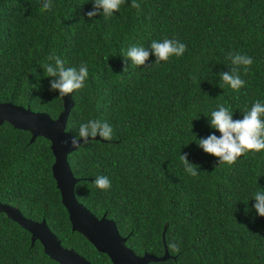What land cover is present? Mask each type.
Returning <instances> with one entry per match:
<instances>
[{
  "label": "trees",
  "instance_id": "obj_1",
  "mask_svg": "<svg viewBox=\"0 0 264 264\" xmlns=\"http://www.w3.org/2000/svg\"><path fill=\"white\" fill-rule=\"evenodd\" d=\"M0 0V102H12L57 118L63 97L41 66L55 55L65 66L89 69L84 89L72 94L66 131L73 136L90 119L107 122L112 141L80 143L68 155L79 178L76 195L95 215L114 219L138 255L170 257L150 264H264V216L253 207L264 192V151L233 165L219 164L198 145L220 133L210 115L220 105L234 119L256 100L264 103V0H132L105 19L88 17L93 0ZM176 39L183 56L137 67L124 54L153 40ZM237 53L253 59L247 73L232 64ZM231 54V55H230ZM108 57V59H105ZM239 67L246 84L237 92L220 73ZM0 122V202L47 220L62 245L94 264H112L74 231L53 175L51 141ZM187 153L198 175L179 157ZM107 176L112 187L93 181ZM176 243L180 252L169 244ZM0 264H60L32 241L30 231L0 212Z\"/></svg>",
  "mask_w": 264,
  "mask_h": 264
},
{
  "label": "clouds",
  "instance_id": "obj_2",
  "mask_svg": "<svg viewBox=\"0 0 264 264\" xmlns=\"http://www.w3.org/2000/svg\"><path fill=\"white\" fill-rule=\"evenodd\" d=\"M126 2L127 0H93L94 8L87 12V16L91 18L102 12L103 17L109 19L120 12L122 5ZM52 7L51 0H45L42 5L43 10L46 11H51ZM131 7L139 10L140 4L137 3V0H132ZM186 50V44L176 39L165 38L162 41L153 40L148 48L133 45L124 55L131 58L132 64L137 67H150L151 64H148V61L153 54L156 57L155 63L160 64L171 61L173 57L183 56ZM47 60L54 61V64L44 63L41 65L46 77L55 78L50 82L51 90H58L60 97H66L84 89L89 77L86 63L82 62L79 68L66 67L60 57L51 54ZM231 61L235 66L243 65L245 73L253 63L251 57L239 53L231 56ZM239 71V67H232L230 72L220 73L223 84L229 85L237 92L246 84V81L241 79ZM210 124L220 135L212 133L207 138H199L197 143L204 152L219 158V164L233 165L242 156L247 157L249 153L254 155L264 151V103L260 100H256L250 109H245L242 119H234L230 108L222 104L218 110L211 112ZM98 135L101 140L112 141L114 139L113 128L107 122L90 119L80 125L78 133L71 139V144L74 146L80 144V138H83V143L87 144L90 141L89 137L91 140H96ZM179 159L188 174L193 177L198 175V166L189 161L187 153L181 154ZM93 183L103 191H108L112 187L111 180L103 175L97 176ZM254 198L256 203L253 207L259 216H264V192H256ZM169 247L173 252H180V246L176 243L170 242Z\"/></svg>",
  "mask_w": 264,
  "mask_h": 264
},
{
  "label": "water",
  "instance_id": "obj_3",
  "mask_svg": "<svg viewBox=\"0 0 264 264\" xmlns=\"http://www.w3.org/2000/svg\"><path fill=\"white\" fill-rule=\"evenodd\" d=\"M63 100L64 109L57 118H52L47 112L33 111L30 107L0 102V122L7 121L15 128L30 131L31 141L38 136H44L51 141L55 155L53 175L69 212L73 230L83 234L100 252L108 254L112 264H150L167 260L171 256L167 246L162 256L150 253L136 254L127 246V237L120 233L114 219L108 218L106 214L98 217L77 198L75 188L79 178L72 171L68 155L80 144L72 145L73 135L66 131L74 100L72 94L63 97ZM82 141L83 138H80V143ZM0 212H4L10 219L30 231L33 243L39 240L45 252L60 264H94L74 248L63 246L46 219L36 221L27 218L19 207L3 202H0Z\"/></svg>",
  "mask_w": 264,
  "mask_h": 264
}]
</instances>
